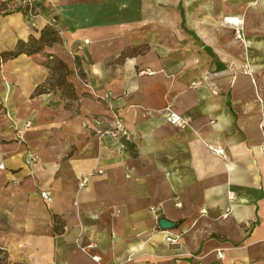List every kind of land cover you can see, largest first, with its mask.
I'll return each instance as SVG.
<instances>
[{
	"label": "crops",
	"instance_id": "crops-1",
	"mask_svg": "<svg viewBox=\"0 0 264 264\" xmlns=\"http://www.w3.org/2000/svg\"><path fill=\"white\" fill-rule=\"evenodd\" d=\"M255 1L37 0L29 22L4 13L18 0H0V54L39 38L51 17L60 38L0 60V264H264V1ZM228 18L243 23L244 40ZM57 61L76 95L68 109L46 85ZM168 106L186 128L166 121ZM112 113L136 134L135 154L85 127ZM160 218L177 226L162 230ZM168 233L183 236L171 244Z\"/></svg>",
	"mask_w": 264,
	"mask_h": 264
},
{
	"label": "built area",
	"instance_id": "built-area-1",
	"mask_svg": "<svg viewBox=\"0 0 264 264\" xmlns=\"http://www.w3.org/2000/svg\"><path fill=\"white\" fill-rule=\"evenodd\" d=\"M36 2L37 0H18V6L22 7L23 13L25 15V18L29 22H33L38 16H40V13L37 12L36 9ZM54 25L56 24L55 17H51L47 20V25ZM242 22L237 23L235 25V36L239 40H244V32L242 28ZM85 43H88L87 40L84 41ZM138 75H153L152 71L148 70H141L138 71ZM164 116L166 121L177 127L184 129L189 125V121L186 117L182 116L181 114L175 112L172 107L168 106L164 109ZM30 127V121H26L23 124L22 131H19L18 133L23 134V131L25 129H28ZM85 127L90 130L99 140H102L114 147L120 148L126 153H129L130 155H133L136 153V146L135 141L137 139L136 134L131 131L122 121V119L116 115L115 113H112L109 117H102V116H95L91 119H88ZM23 136V135H22ZM22 136L20 137L22 139ZM22 141V140H21ZM211 150L218 156L228 159V153L227 150L222 146H211ZM261 150L264 154V141L261 144ZM38 161V156L28 152L26 154V163L29 165L35 164ZM4 169V165L1 162L0 163V170ZM89 176H83L81 177L79 181L80 187L85 186L87 183ZM40 197L47 203L48 205L52 202V195L49 191H41ZM227 198L229 201V207L226 209V213H230L231 211V205L234 201V193L231 191H228ZM179 205V204H177ZM151 212L153 214H156V209L151 208ZM183 236V233H168L166 240L171 244L179 243ZM221 255V254H220ZM93 261H98L99 258L97 256H92Z\"/></svg>",
	"mask_w": 264,
	"mask_h": 264
},
{
	"label": "trees",
	"instance_id": "trees-1",
	"mask_svg": "<svg viewBox=\"0 0 264 264\" xmlns=\"http://www.w3.org/2000/svg\"><path fill=\"white\" fill-rule=\"evenodd\" d=\"M23 8L16 6L10 11H4L5 14L13 13V12H23ZM58 29H56V24H52L50 26H46L43 28L39 38L35 39L34 37H30L27 42L18 41L16 48L13 51H6L0 54L1 61H7L9 59H13L20 54L32 55L40 52L45 46L50 47L53 44H56L60 41ZM58 68L60 69V73L56 79V87L59 89L60 98L65 101L64 107L65 109L69 108L68 102L76 98L73 85L67 82L66 76L70 73L63 63H56ZM56 66V67H57ZM44 89H40L37 93L43 91ZM55 223V232H57L58 228L56 227V219Z\"/></svg>",
	"mask_w": 264,
	"mask_h": 264
},
{
	"label": "rangeland",
	"instance_id": "rangeland-1",
	"mask_svg": "<svg viewBox=\"0 0 264 264\" xmlns=\"http://www.w3.org/2000/svg\"><path fill=\"white\" fill-rule=\"evenodd\" d=\"M264 0H256L255 2H253L254 4H258V3H262ZM60 73V69H57L53 72H51L50 76H49V80L47 81L46 85L48 88L50 89H54L56 87V79L58 77V74Z\"/></svg>",
	"mask_w": 264,
	"mask_h": 264
},
{
	"label": "water",
	"instance_id": "water-1",
	"mask_svg": "<svg viewBox=\"0 0 264 264\" xmlns=\"http://www.w3.org/2000/svg\"><path fill=\"white\" fill-rule=\"evenodd\" d=\"M157 223L162 230H171L177 226L176 223H173L165 218H160Z\"/></svg>",
	"mask_w": 264,
	"mask_h": 264
},
{
	"label": "bare ground",
	"instance_id": "bare-ground-1",
	"mask_svg": "<svg viewBox=\"0 0 264 264\" xmlns=\"http://www.w3.org/2000/svg\"><path fill=\"white\" fill-rule=\"evenodd\" d=\"M228 21L232 24H237V23H241L239 20H237L236 18H228Z\"/></svg>",
	"mask_w": 264,
	"mask_h": 264
}]
</instances>
